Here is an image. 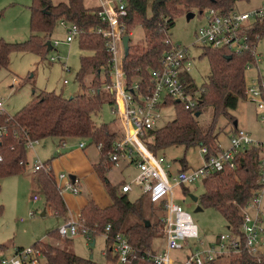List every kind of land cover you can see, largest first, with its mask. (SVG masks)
<instances>
[{
	"label": "trees",
	"instance_id": "1",
	"mask_svg": "<svg viewBox=\"0 0 264 264\" xmlns=\"http://www.w3.org/2000/svg\"><path fill=\"white\" fill-rule=\"evenodd\" d=\"M126 1L127 16L121 18L123 34L130 37L131 25L136 18L145 33V44L142 47L129 48L128 53L123 55L124 83L128 88L134 80H140V84L146 88L150 85V71L160 67L163 53L170 48L165 40L170 39L168 31L174 25L176 16L187 15L195 10L201 12L209 7L228 13L242 0H153L149 16L146 13L147 0ZM30 11L29 39L17 44L0 40V66L7 65L8 56L14 51L42 54V48L47 50V41L41 42L40 37L49 36L55 21L61 19L85 31L78 38L79 49L82 52H89L90 55L80 58V67L76 74L81 93L65 99L54 92L42 91L15 115L7 117L5 114H0V125L7 130L6 135L0 139L2 157L0 179L23 172L25 166L19 163L26 162L23 142L25 135L30 139L38 140L54 138L62 141L76 138L86 140L87 145L97 146L101 159L94 167V171L102 181L112 205L101 209L93 201H89L80 211L81 225L85 228L88 237L102 233L105 227L110 225L111 234L123 233L133 247L136 259L132 264H152L147 254H153L152 240L157 237L158 227L162 228V223L154 215L155 207L152 206L153 203L147 195L143 194L137 200L130 201L126 193L118 194L117 188L109 184L105 174L113 166L109 161V155L113 142L122 137L121 127L113 131L106 124L96 125L92 118V115L100 110L105 96L110 97V104L114 101L113 97L102 89L104 83H110L108 74L112 57L106 51L105 39L88 32L91 28L105 27L106 24L97 16L91 15L89 9H85L84 0H67L56 5H53L51 0H33ZM246 34L250 44H257L264 37V17L254 22ZM204 50L203 55L209 60L210 72L206 83L199 89L192 85V90H198L200 93L198 105L193 110H186L182 105L174 104V119L165 126L150 131L143 140L156 156H161L163 150L173 146L205 147L207 158L215 155L218 143L215 134L217 119L223 116L232 123L234 119L230 111L236 109L239 101L245 100V66L253 65L252 53L245 51L241 54H228L225 49ZM87 75L93 76L89 88L83 82ZM203 107L212 109L211 121L206 127H201L194 116L196 113L200 114ZM259 158L257 149L239 154L233 160L234 167L226 166L222 174L203 182L205 191L198 199L199 206L211 207L222 212L227 221V228H232L231 230L236 234H239L241 222L238 209L246 204L258 186ZM184 162L182 160L180 164L183 166ZM44 164L49 168L37 172L36 182L51 211L64 216L66 208L54 176L49 164ZM181 170L184 168L182 167ZM212 179L214 182H211ZM158 207L159 210H163V204ZM54 234L55 232H49L48 236L54 238ZM68 243L70 239L64 241L66 248H55L50 243L37 241L32 247L40 251L42 264H88V261L78 258L67 249ZM106 255L109 263L116 262L115 256L109 258L110 250ZM236 257L238 264H264V262H256L245 253ZM214 262L206 264H214Z\"/></svg>",
	"mask_w": 264,
	"mask_h": 264
},
{
	"label": "built area",
	"instance_id": "2",
	"mask_svg": "<svg viewBox=\"0 0 264 264\" xmlns=\"http://www.w3.org/2000/svg\"><path fill=\"white\" fill-rule=\"evenodd\" d=\"M99 6L89 9L90 14L97 16L105 27L89 29V33L99 35L105 39L106 51L111 55L109 70L110 83L102 85V89L113 97L111 113L116 115L120 123L122 137L113 142L109 161L117 165L121 160L135 163L138 174L129 182L121 185V192L131 191V186L141 187L150 202L156 205L163 204L161 216L163 248L158 254H147L152 264H206L224 256L247 254L258 263L264 262V145L254 141L243 129H236L229 137L227 149H218L215 155L206 157L207 149L199 148L202 164L194 169L179 170L176 175H170L164 168L163 156L154 155L144 143V138L152 130H157L161 113L165 108L174 104L182 105L186 110H193L200 102L199 91H193L195 84L191 77V51L196 49H225L228 54H241L250 51L253 56V65L247 64L245 70L256 66L259 60L256 52L257 44H250L247 39V30L254 22L264 17V9L248 12L235 10L223 13L216 8H205L200 12L203 24L194 34V43L190 46H181L166 39L170 48L163 53L160 67L150 71V85L146 88L140 80H134L127 88L124 83L122 68L123 26L121 18L127 16L126 0H98ZM59 27L65 32L66 44L85 33L75 24L66 20L58 21ZM245 32V34H244ZM60 41L54 40L52 47L58 46ZM51 47V48H52ZM54 61L55 58L51 57ZM188 77V78H187ZM67 83V80H63ZM197 87V86H196ZM198 88V87H197ZM199 89V88H198ZM245 100L252 103L257 110L260 120L264 121V77H257L246 84ZM4 104L0 96V114H3ZM6 127L0 125V139L6 135ZM41 140L23 137L24 147L34 149ZM87 146L86 140H79L77 147ZM60 149H66L63 141ZM251 149L259 151L257 189L244 206L239 207L240 217L239 234L227 228L225 234H220L213 242L204 243L200 238L197 224L191 215L176 204L173 190L175 187L204 182L210 177L223 173L226 166L234 167L233 160L239 154ZM0 161L2 157L0 156ZM20 165L26 162L20 161ZM169 165H167V168ZM43 162L36 160L33 170H47ZM58 183L69 180L64 174L56 176ZM54 177L55 184L57 183ZM58 191H68L78 194V189L71 183L57 185ZM34 202L38 196H32ZM32 215V213H30ZM82 226V225H81ZM79 230V223L68 221L62 224L57 233L61 237H73ZM82 232L86 234L82 226ZM110 241V251L116 257V264H132L136 253L128 242L127 237L116 232L111 234V226L107 225L101 233ZM186 248L189 253L182 262H175L171 252ZM41 253L38 249L29 247L16 250L9 258H0V264H40Z\"/></svg>",
	"mask_w": 264,
	"mask_h": 264
},
{
	"label": "rangeland",
	"instance_id": "3",
	"mask_svg": "<svg viewBox=\"0 0 264 264\" xmlns=\"http://www.w3.org/2000/svg\"><path fill=\"white\" fill-rule=\"evenodd\" d=\"M152 1L147 0V16L150 15ZM60 2H67V0H51L53 5ZM32 5L33 0H0L1 41L17 44L29 39L31 34L30 8ZM98 6V0H84V7L87 10ZM260 8L264 9V0H242L235 5L234 10L237 12H248L259 10ZM202 24L203 18L200 16V11L197 10L191 12V17H187V15L176 16L174 25L168 31V37L176 45L190 46L194 43L195 32ZM54 40L60 41L59 45L52 47L50 50H45L41 47V50H43L42 54H35L29 51L11 52L8 56L7 65L0 66V96L4 104L5 112L3 114L7 117L15 115L42 91L54 92L65 99L81 93L76 74L79 71L80 58L89 56L90 53L80 51L77 38L73 39L69 44L63 42L65 40V32L59 27L58 20L55 21L53 31L49 36L42 35L40 37L41 42L50 41V43H53ZM144 44L145 33L139 21L135 18L130 29L129 48L142 47ZM204 52L205 50L196 48L191 51V77L198 88L206 83L210 72L209 60L203 55ZM256 52L259 60L256 66L246 71V84L254 80V76L258 73L261 75L260 77H264V37L258 41ZM51 57H54L55 60L52 61ZM92 77L87 75L83 80L87 88L91 87ZM64 79L67 80L66 85L62 83ZM109 98L108 95L104 97L100 110L93 114L92 118L96 125L106 124L110 130L116 131L119 130L120 123L116 115L111 113ZM244 108V113H248L250 116L248 127L244 131L254 141L264 145V121L260 120L252 103L246 100L239 101L237 109L230 111L231 116L236 120ZM160 115L161 119L157 126L163 127L174 119L175 112L172 107H168ZM211 116L212 109L203 107L199 116L195 118L201 127H206L211 121ZM237 127L241 128L240 123H238ZM233 128L234 125L225 117L221 116L217 119L215 134H217V141L219 140L218 142H221L226 147L225 149L229 146V134ZM78 142L79 140L77 139L75 144ZM48 143L47 141L40 142V146L26 151V164L23 172L0 179V257L2 258L12 257L18 248L26 249L32 247L37 241L48 243L50 240L46 234L57 226L56 219L49 213L41 216L44 210L45 198L35 179L37 172L33 170V163L36 160L42 162L41 160L43 159L42 154H38L36 150L45 149L49 146L47 145ZM68 145L72 146L71 144ZM199 148V146L190 148L173 146L163 150L161 156L165 159L164 168L170 175H176L182 160H186L189 167L197 166L201 161ZM167 165H169L168 168ZM61 174L68 176L66 173ZM213 180L210 181L214 182ZM56 181L57 183L59 182L57 178ZM204 191V184L198 181L194 184L175 187L173 193L176 204L191 215L199 228L200 238L204 243H208L213 242L220 234L227 232V221L219 210L211 207L202 208L199 206V200L194 201V198L199 199ZM117 193L119 194L118 188ZM136 194H139V190L132 188V191L128 193V198L134 199ZM34 195L38 196V201L36 202L32 200ZM75 196L79 197L80 195ZM82 196L84 195L82 194ZM197 206L202 210L194 212ZM154 209V215L157 217L162 215L163 211L159 210L160 207H155ZM228 210L230 212V209ZM79 218L80 216L66 221L79 223L77 234L68 238L61 237L55 232L54 239L51 240L52 245L55 248H66L64 241L70 239L71 242L68 243L67 249L78 258L88 261V264H107L104 254L108 251L110 242H107L101 233L90 235L89 238L82 232ZM158 232L157 237L152 240V251L153 249H159L162 245V228L160 226L158 227ZM91 242H93V245H91ZM188 253V249L183 248L171 252V257L176 263L182 262ZM236 256L233 254L224 256L216 259L214 264H238ZM109 258H112L111 255ZM39 263H43V258L39 259ZM108 264H115V262L109 263L108 261Z\"/></svg>",
	"mask_w": 264,
	"mask_h": 264
},
{
	"label": "crops",
	"instance_id": "4",
	"mask_svg": "<svg viewBox=\"0 0 264 264\" xmlns=\"http://www.w3.org/2000/svg\"><path fill=\"white\" fill-rule=\"evenodd\" d=\"M260 76L261 75L258 73L254 77L257 78ZM63 84L66 85L67 83L66 84L63 83ZM244 110L245 108L243 109V112H241V115L238 116L237 119L232 122V124L234 125V128L230 131L229 136L236 129L245 130V128L248 127V121H249L250 116L248 115V113H244ZM233 119L235 118L233 117ZM238 123H240L241 128L237 127ZM76 140H77L76 138H68V139L62 140L66 145V149H60L61 141H59L58 139H54V138H48L40 142L43 143L47 141L49 142L47 144L49 146L42 150H36L38 154H42L43 156L42 157L43 159L41 161L43 163L49 164L52 174L55 178H56V175L61 174V173L68 174L67 178L69 180L65 179L64 181H61L60 183H56V184L63 185L66 182L67 183L69 182L79 189V193L76 195H80L79 197H76L75 194H72L68 191H63L61 193L59 192L60 197L63 201V204L66 208V214L64 216H59L55 214L53 211L50 210L48 205L44 203V210L41 216H45L47 213H49L57 221V226L52 231H49V232H56L58 228L70 218H78L80 211L87 205L89 201H93L101 209H104L112 205L111 198L106 192L98 175L94 171V167L99 163L101 159L99 148L94 145H87L84 148H79L77 147V144H75ZM66 142L68 144H71L72 146L70 147V145H68ZM40 145L41 144L37 146H40ZM217 148L220 150V149H225L226 147H224L221 142H218ZM200 160H201L200 163L197 166H193V167H189L188 162L184 160L185 162L183 166L182 164H180L178 171L181 170L182 167L184 168V170L197 168L202 164V159ZM137 174H138V169L135 163L128 162L126 160H121L117 165H113V167L105 174V178L107 179V181L109 182L111 186L118 188L119 193H122L120 190L121 185L127 183L128 181L130 182ZM70 176H72L74 179L71 180L69 178ZM124 179H127V180H124ZM132 188H136L137 190H139V194H136L135 198L130 199V201H135L138 198H140L143 194H145L142 192L141 187L131 186V191H132ZM96 191L98 192L99 195L97 194ZM128 193L129 192L126 193L127 196H128ZM82 194L84 196H82ZM152 206L158 208V205L156 204H153ZM161 216L162 215H159L157 218L161 220ZM48 233L46 234L47 236H48ZM48 238L50 240L48 243L52 245L51 240H53L54 238L49 237V236ZM161 241H162L161 247L159 249H153V254H158L161 252L163 248L162 237H161ZM109 247H108V250H110ZM110 254L112 257L113 254L111 251H110ZM104 255H105L106 263L108 264L107 256L106 254Z\"/></svg>",
	"mask_w": 264,
	"mask_h": 264
},
{
	"label": "water",
	"instance_id": "5",
	"mask_svg": "<svg viewBox=\"0 0 264 264\" xmlns=\"http://www.w3.org/2000/svg\"><path fill=\"white\" fill-rule=\"evenodd\" d=\"M187 17H191V13L187 14ZM129 41H130V37H129V36L124 35V36L122 37V47H123V52H124L125 55L128 53V49H129ZM46 47H47V50H50V49H51L52 46H51L50 41H47V42H46ZM194 116H195V117H198V116H199V113H196ZM69 178H70L71 180L74 179L72 176H70ZM196 200H197V199L194 198V201H196ZM201 210H202V209H201L199 206H197V207L195 208L194 212H199V211H201ZM91 245H93V242H91Z\"/></svg>",
	"mask_w": 264,
	"mask_h": 264
}]
</instances>
